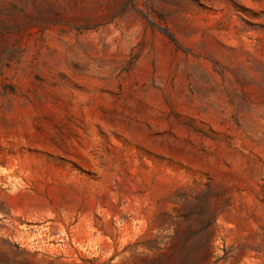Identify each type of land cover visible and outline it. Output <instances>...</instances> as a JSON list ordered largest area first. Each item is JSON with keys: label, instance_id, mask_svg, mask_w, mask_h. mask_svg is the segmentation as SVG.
<instances>
[{"label": "rangeland", "instance_id": "rangeland-1", "mask_svg": "<svg viewBox=\"0 0 264 264\" xmlns=\"http://www.w3.org/2000/svg\"><path fill=\"white\" fill-rule=\"evenodd\" d=\"M0 264H264V0H0Z\"/></svg>", "mask_w": 264, "mask_h": 264}]
</instances>
